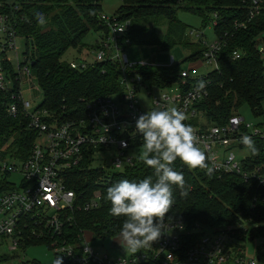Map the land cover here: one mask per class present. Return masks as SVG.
I'll list each match as a JSON object with an SVG mask.
<instances>
[{"label": "trees", "instance_id": "obj_1", "mask_svg": "<svg viewBox=\"0 0 264 264\" xmlns=\"http://www.w3.org/2000/svg\"><path fill=\"white\" fill-rule=\"evenodd\" d=\"M249 1L121 0L110 19L117 23L129 22L125 34L130 40L128 45L157 46L163 51L179 45L190 50L185 58L188 64L203 59L206 46L189 37L190 28L180 21L178 13L183 11L198 16L204 27L215 22L213 33L221 43L216 58L218 69L208 72L202 79L206 82L207 95L196 108L209 126L223 125L229 117L239 115L241 107L247 106L254 118H263L255 124L259 127L264 125V60L258 49V38L264 32V4L259 14L250 19ZM101 3L102 0H44L35 5L22 4L16 12L20 18L17 34L26 39L25 55L30 57L31 64L34 62L30 67L42 94V101L35 110L47 113V117L42 118L46 123L78 127L81 121L87 120V104L121 92L119 80L123 71L119 61L107 59L84 69H72L62 59L69 49L81 51L88 46L97 49L101 47L100 42L108 38L110 28L101 19ZM36 13H43L44 25L38 23ZM161 28L164 30L159 31ZM89 33H100V42L87 45L85 39ZM234 51L241 55L238 60L231 59ZM177 65L174 62V66L167 68L134 64L126 69V74L139 75L143 85L167 87L175 79L170 75L176 74ZM3 66L14 75L10 61L4 60ZM17 92V82L12 90H0V160L20 163L31 155L39 134L29 126L30 118L16 99ZM138 98L141 102V95ZM11 104L17 107L15 115L8 113ZM190 124L195 125L196 121ZM252 140L258 150L255 154L240 145L239 155L245 169L264 165V139ZM93 153L92 148L84 151L83 159L64 172V179L68 187L82 194L78 207L92 201L97 206L87 211L62 212L60 234L30 217L25 218L18 232L21 250L39 243L51 249L73 245L84 232L101 241L120 236L125 217L110 215L111 205L106 198L108 187L122 179L138 182L152 176L155 180L154 169L140 159L134 166L105 174L100 168L92 167ZM173 167L183 173L185 184L182 189L173 186L174 204L166 220L180 221L186 230L197 225L222 230L234 240L240 238L243 242L264 238L263 185L245 180L240 174L217 175L207 173L205 168H190L179 159ZM6 185L3 182L2 188ZM13 257H1L0 264H7Z\"/></svg>", "mask_w": 264, "mask_h": 264}, {"label": "built area", "instance_id": "obj_2", "mask_svg": "<svg viewBox=\"0 0 264 264\" xmlns=\"http://www.w3.org/2000/svg\"><path fill=\"white\" fill-rule=\"evenodd\" d=\"M44 0H0V90H12L14 82L18 83L16 99L22 104L23 110L30 118L29 126L37 130L39 138L29 156L17 163L10 159L0 160V237L9 243L12 253L21 251L18 237L19 227L25 218L41 223L53 233L60 234L62 212L83 210L96 207L95 201L78 207L77 202L82 194L67 186L64 172L76 166L92 148V160L99 154H107L109 159L105 166L115 172L131 167L140 160L143 137L136 131V121L141 114L155 109H171L173 107L184 112L186 124L192 126L198 137V146L205 153L207 173L217 175L235 173L245 180L251 179L264 186V165L257 164L249 169L244 168L240 157L241 137L249 135L252 139H264V125L256 126L246 122L239 115H233L223 125L207 126L202 113L197 110V103L207 95L206 88L197 91V83L204 77L199 68L217 70L216 58L221 43L214 39L210 44L203 40L202 34L189 31V37L206 46L204 58L189 63L186 69L176 70L170 75L173 79L169 86L160 87L143 85L139 75L128 76L126 69L134 64L128 62L127 55L121 54L122 47L130 43L126 37L129 22L117 23L102 14L110 34L100 48H83L76 51V58L67 61L72 69H84L90 64L104 62L107 59L120 62L123 74L119 80L121 92L106 98H99L87 104V120L81 121L78 127L70 124L58 126L46 123L43 117L46 112L39 113L31 102L23 97V92L30 93L34 99V91L38 92L36 79L31 70V59L22 52L19 58L17 40L26 39L17 34L21 5H35ZM264 0L249 1V18L259 14ZM212 26L215 22L211 23ZM25 48V47H24ZM263 53L264 49L259 48ZM11 53L15 60L12 61ZM241 57L238 51L232 52L231 59ZM13 64V74L4 68L3 61ZM143 66L146 63H141ZM174 66L171 57L165 67ZM171 72V71H170ZM170 74V73H169ZM207 74V73H206ZM169 76V75H168ZM204 81V80H203ZM26 87V89H24ZM158 91L153 94L152 92ZM149 100L148 107L143 106L138 96ZM8 113L15 115L17 107L11 104ZM196 121L195 125L190 122ZM81 130H84L83 132ZM90 147V148H89ZM105 173V167L100 168ZM211 169V172L208 171ZM106 174V173H105ZM20 175L23 181L16 186L10 178ZM6 182V188H2ZM164 234L142 252L130 253L127 256H115L106 252L98 253L85 241L84 233L73 245L55 246L56 264L58 258L62 264H260L264 262V238L250 240L234 238L225 231H214L201 225L186 230L180 221L166 220ZM103 246V240H102ZM111 246V241L109 248ZM251 247V248H250ZM104 248V247H103ZM107 248V250L109 249ZM105 249V248H104ZM251 251L252 258L246 253ZM106 250V249H105Z\"/></svg>", "mask_w": 264, "mask_h": 264}, {"label": "clouds", "instance_id": "obj_3", "mask_svg": "<svg viewBox=\"0 0 264 264\" xmlns=\"http://www.w3.org/2000/svg\"><path fill=\"white\" fill-rule=\"evenodd\" d=\"M36 19L41 25L46 23L43 13H36ZM196 88L205 89L206 82L199 81ZM185 120L184 112L175 107L141 114L136 121V131L143 137L140 159L154 169L155 180L152 176L138 182L122 179L107 189L110 215L125 217L120 240L133 253L152 245L164 234L165 220L174 204L173 186L182 189L185 184L184 175L174 169V162L179 159L190 168L207 167L196 131ZM241 143L254 154L258 151L249 135H243ZM57 264H62L60 258Z\"/></svg>", "mask_w": 264, "mask_h": 264}, {"label": "rangeland", "instance_id": "obj_4", "mask_svg": "<svg viewBox=\"0 0 264 264\" xmlns=\"http://www.w3.org/2000/svg\"><path fill=\"white\" fill-rule=\"evenodd\" d=\"M120 5L121 0H102V13L108 17H112L116 10L120 7ZM178 17L180 21L189 26L190 30H193L194 33L202 34L203 40L207 44H210L214 41L215 36L211 23L207 27H204V25H202L201 19L198 16H194L190 13L183 11L178 13ZM161 30L163 31L164 28L159 29V31ZM100 35V33H89L87 38L85 39L87 45H94L95 43L97 44ZM191 39L194 41L196 40V37L191 36ZM23 44L24 43L22 40H17L18 54L20 59L22 58V52L24 50ZM89 47L90 46L86 48ZM258 47L264 49V32L258 38ZM121 54H126L128 62L131 64L148 63L159 67L168 66L170 63V58L172 57L174 62L178 64L176 66V69L181 70L188 66V61L185 60V58L190 54V50L187 48H183L179 45H176L173 49H170L168 51H163L157 46L132 44L123 46ZM262 57L264 60V52L262 53ZM10 58L14 62V53H11ZM72 58H76V50L73 49H69L62 57V59L65 61L72 60ZM210 70V68H199L198 73L202 75V77H205L206 73H208ZM24 89H26V87ZM152 93L156 94L158 93V91H154ZM23 97L31 102L32 107L38 106L42 101V94L41 92H39V90L38 92L34 91V99L32 100L30 99V93L27 90L23 92ZM141 103L143 104V106L148 107L149 100L147 98L143 99V97L141 96ZM238 113L241 117L244 118L246 122L252 124L262 122L263 120V118H254L250 109L247 106L241 107L238 110ZM108 159L109 156L107 154H99L95 157V161L93 162L92 167L99 169L104 166L106 174L115 172L105 166ZM10 180L15 183L16 186H20L23 181V178L20 175H13ZM84 239L91 245V247L96 252L100 254L106 252L110 255L122 257L127 256L130 253V251L127 250L126 246L123 244V241L120 240V236L111 239V246L108 250H105L103 248L102 241L100 239H93L92 235L88 232L84 234ZM252 244H254V241L250 242L251 246ZM5 255L14 256L7 264H30L33 261H38L40 264H56L53 249L49 248L48 245H46L45 243L32 245L27 247L24 251L18 250V252L12 253L9 250V243L4 241L0 237V258L4 257ZM246 257H251L250 250L246 253Z\"/></svg>", "mask_w": 264, "mask_h": 264}, {"label": "water", "instance_id": "obj_5", "mask_svg": "<svg viewBox=\"0 0 264 264\" xmlns=\"http://www.w3.org/2000/svg\"><path fill=\"white\" fill-rule=\"evenodd\" d=\"M31 65H34V62H32ZM109 244H110V239H105V240H103V247H104L105 249L109 248Z\"/></svg>", "mask_w": 264, "mask_h": 264}, {"label": "crops", "instance_id": "obj_6", "mask_svg": "<svg viewBox=\"0 0 264 264\" xmlns=\"http://www.w3.org/2000/svg\"><path fill=\"white\" fill-rule=\"evenodd\" d=\"M250 250V249H249ZM249 258H252V254H251V257H249ZM260 264H264V262H260Z\"/></svg>", "mask_w": 264, "mask_h": 264}]
</instances>
